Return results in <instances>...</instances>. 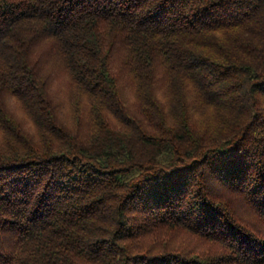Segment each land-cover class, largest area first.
<instances>
[{"label":"trees","instance_id":"16d2710c","mask_svg":"<svg viewBox=\"0 0 264 264\" xmlns=\"http://www.w3.org/2000/svg\"><path fill=\"white\" fill-rule=\"evenodd\" d=\"M0 264H264V0H0Z\"/></svg>","mask_w":264,"mask_h":264},{"label":"rangeland","instance_id":"374dc122","mask_svg":"<svg viewBox=\"0 0 264 264\" xmlns=\"http://www.w3.org/2000/svg\"><path fill=\"white\" fill-rule=\"evenodd\" d=\"M60 91H61V90H60ZM164 240H166V238H164ZM167 240H168V239H167ZM174 240L178 243L179 246H183V248H182L183 251L198 250V249H197L198 246H199V247H202V246H200L201 243H200V245H199V243H197L195 239L191 240V239H188V238L185 239V238L183 237V238H181V239L176 238V239H174ZM172 242H173V240H172Z\"/></svg>","mask_w":264,"mask_h":264}]
</instances>
